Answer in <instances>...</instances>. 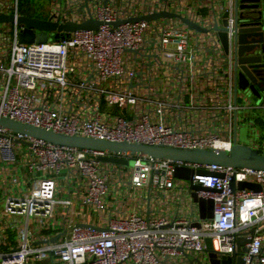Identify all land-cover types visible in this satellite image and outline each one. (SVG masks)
I'll list each match as a JSON object with an SVG mask.
<instances>
[{
	"label": "built area",
	"instance_id": "1",
	"mask_svg": "<svg viewBox=\"0 0 264 264\" xmlns=\"http://www.w3.org/2000/svg\"><path fill=\"white\" fill-rule=\"evenodd\" d=\"M162 9L209 28L176 15L113 22ZM223 9L220 0H50L39 16L102 21L63 36L47 30L40 41H20L24 24L0 21V115L177 146L229 147L246 127L248 142L264 148L243 112L252 101L239 102L234 54L210 27ZM0 12L22 13L20 0H0ZM183 164L191 178L174 174ZM231 175L261 188H231ZM193 193L213 199L211 216H201ZM205 235L229 264L240 252L243 264H264L263 168L93 150L0 125V264H209ZM241 236L250 237L245 251Z\"/></svg>",
	"mask_w": 264,
	"mask_h": 264
},
{
	"label": "water",
	"instance_id": "2",
	"mask_svg": "<svg viewBox=\"0 0 264 264\" xmlns=\"http://www.w3.org/2000/svg\"><path fill=\"white\" fill-rule=\"evenodd\" d=\"M224 9L221 12L220 21L215 19L212 27L217 30L218 37L225 50L231 48L234 54L233 72L236 78L237 92H243L245 97L252 101L254 106L264 107V0H220ZM162 15H176L184 20L190 27L200 30H206L209 27L201 25L198 21L192 20L187 15L176 13L167 9L145 12L139 15H129L126 18L115 19L118 23L127 19H149ZM229 16L233 17V35L230 41L227 37ZM16 20L23 23L19 33L20 41H40L46 38L47 30L63 29L59 36L75 28L97 27L102 20L89 17L81 21H59L51 20L48 17L36 16L22 12L18 15L13 13L0 12V21ZM0 125L12 130L26 132L39 138H45L54 143H63L72 146H82L93 150H106L120 153H141L156 157H170L175 160H187L193 162L205 163H223L228 165L248 166L252 168L264 169V148L252 145L246 137V127L241 128L238 135L235 130L233 143L229 147L222 145L209 146H177L172 144L144 143L141 141H126L117 139H107L98 136H89L84 134H71L63 131H56L51 128L39 127L29 122H22L9 115H0ZM97 157L110 162H129L126 157L119 155H105L98 153ZM202 171H207L201 168ZM200 170V171H201ZM174 174L180 177L191 178L192 167L189 165H176ZM231 188L251 187L254 190L261 188L257 181L248 179H239L236 182L234 175L230 176ZM192 186H201L192 183ZM199 213L201 216H211L213 199L211 197H198ZM198 224V222L196 223ZM102 227V226H97ZM252 232L254 228H251ZM53 239L56 236L52 237ZM248 236H241L238 239L239 250H247L244 242L249 240ZM205 246L208 251L209 264H229V255L217 257L216 252L211 247V237L204 236ZM237 264H243L244 258L242 252L238 255Z\"/></svg>",
	"mask_w": 264,
	"mask_h": 264
},
{
	"label": "rangeland",
	"instance_id": "3",
	"mask_svg": "<svg viewBox=\"0 0 264 264\" xmlns=\"http://www.w3.org/2000/svg\"><path fill=\"white\" fill-rule=\"evenodd\" d=\"M20 3H21L20 7H22V9H24V10L25 9L26 10L31 9V10H33V12H35V13L40 12L43 15H46V11L50 8V0H20ZM246 99L247 98L245 97L244 93L240 92L239 93V102L242 104L246 103ZM119 105H120V103L112 104L109 106H106V104H104L103 107L104 108L107 107L110 110V109L115 108L116 106H119ZM244 111L247 113V115L249 117L248 120H251V118L254 117V115H255L254 112L259 111L263 121L262 122L257 121L255 123L258 125V127L261 131V134H262L260 136V140H262L264 142V107L254 106L253 108H244L243 112ZM246 122L247 121H245V123ZM129 163L130 164L132 163L131 159L129 160Z\"/></svg>",
	"mask_w": 264,
	"mask_h": 264
},
{
	"label": "crops",
	"instance_id": "4",
	"mask_svg": "<svg viewBox=\"0 0 264 264\" xmlns=\"http://www.w3.org/2000/svg\"><path fill=\"white\" fill-rule=\"evenodd\" d=\"M254 121L255 122H257V121H263V119H262V117H261V115H260V113H259V111H257V112H254ZM261 117V118H260ZM256 124V123H255ZM257 125V124H256ZM258 126V125H257ZM259 128V127H258ZM259 131H260V129H259ZM260 133H261V131H260ZM262 135V134H261Z\"/></svg>",
	"mask_w": 264,
	"mask_h": 264
},
{
	"label": "trees",
	"instance_id": "5",
	"mask_svg": "<svg viewBox=\"0 0 264 264\" xmlns=\"http://www.w3.org/2000/svg\"><path fill=\"white\" fill-rule=\"evenodd\" d=\"M20 6H21V3H20ZM21 11H23V12H25V13H27V14H31V15H37V16H39V15H42L40 12L39 13H35V12H33V10H31V9H28V10H24V9H22V7H21Z\"/></svg>",
	"mask_w": 264,
	"mask_h": 264
}]
</instances>
